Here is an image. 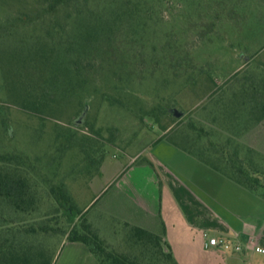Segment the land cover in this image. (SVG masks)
<instances>
[{"label":"rangeland","instance_id":"rangeland-1","mask_svg":"<svg viewBox=\"0 0 264 264\" xmlns=\"http://www.w3.org/2000/svg\"><path fill=\"white\" fill-rule=\"evenodd\" d=\"M147 1L144 28L108 36L96 0L52 12L40 0H0V155L23 159L38 199L27 215L5 214L50 217V186L64 183L78 208L88 209L92 230L124 250L129 227L106 207L111 198L135 217L137 203L150 208L143 195H161L160 180L215 206L212 187L225 174L177 142L190 134L198 147L212 139L247 155L248 129L256 125L243 123L247 107L264 94V0ZM41 47L48 64L36 52ZM16 86L47 110L19 105L10 91ZM229 135L236 139L226 144ZM40 239L54 249L53 264H77L70 246L64 257L66 235Z\"/></svg>","mask_w":264,"mask_h":264},{"label":"trees","instance_id":"trees-1","mask_svg":"<svg viewBox=\"0 0 264 264\" xmlns=\"http://www.w3.org/2000/svg\"><path fill=\"white\" fill-rule=\"evenodd\" d=\"M40 1L47 4V10L52 12L68 4L71 9L83 0ZM96 2L102 5L101 10L106 14L104 21L108 26V36L111 33L116 34L117 31L124 33L125 30L128 35H133L138 28H144L150 19L146 13H151V10L145 8L149 3L147 0H96ZM142 9L145 10V15L142 14ZM97 29L98 26L87 33L92 35L98 32ZM36 52L42 53L41 62L48 64L51 61L49 55L43 54L46 52L44 47L38 48ZM10 91L23 108L34 112L47 110L45 107L48 103H43L44 100L33 95L32 91L24 92L23 88L17 86L11 87ZM262 96L247 107L250 115L254 113L264 115V94ZM182 114L179 119L184 117L185 113ZM199 140L186 134L177 144L264 198V166L252 156L253 154L258 157L257 152L248 148L249 154L242 157L238 147L230 152L212 139H209L206 147L201 145L198 147ZM233 140V137L227 136L226 144ZM260 156L264 160V156ZM20 162H23L21 157L0 155V264H53L56 256L54 249L46 246L40 239L47 235H66L70 242L84 243L100 264H179L162 234L129 222H125L129 227L123 239L125 249L119 250L109 246L92 230L85 216L88 209L83 211L78 208L64 183L50 186L49 192L56 203L50 217L44 215L40 219L27 220L5 214L4 211L10 209L14 215H27L38 207L37 187L24 173ZM67 224H72L68 230L64 227ZM259 241L264 246V232Z\"/></svg>","mask_w":264,"mask_h":264},{"label":"crops","instance_id":"crops-1","mask_svg":"<svg viewBox=\"0 0 264 264\" xmlns=\"http://www.w3.org/2000/svg\"><path fill=\"white\" fill-rule=\"evenodd\" d=\"M246 118L249 121L243 123L257 125L248 129L253 134L250 148L264 156V115L253 114ZM234 120L237 119L232 120L237 123ZM231 137L236 139V136ZM224 177L226 179L220 182L222 186L215 183L212 187L217 188V193L211 194L215 206L181 188L179 192L175 191L177 196L168 184L159 180L161 195H143V203L150 208L137 203L139 212L135 217L136 213L121 210V207H116L118 204L113 205V198L107 201L106 207L122 221L162 234L179 264H264V252L244 249L235 253L208 243L209 236H225L233 241L260 244L264 232V198L226 175ZM68 246L78 257L77 264H100L88 246L77 241H67L63 245L64 257H67ZM55 264L64 263L56 261Z\"/></svg>","mask_w":264,"mask_h":264},{"label":"built area","instance_id":"built-area-1","mask_svg":"<svg viewBox=\"0 0 264 264\" xmlns=\"http://www.w3.org/2000/svg\"><path fill=\"white\" fill-rule=\"evenodd\" d=\"M208 243L211 246L220 247L226 251L235 253L242 252L244 249H254L258 252H264V246L258 243H252L250 241L242 243L240 241H233L225 236H209Z\"/></svg>","mask_w":264,"mask_h":264},{"label":"water","instance_id":"water-1","mask_svg":"<svg viewBox=\"0 0 264 264\" xmlns=\"http://www.w3.org/2000/svg\"><path fill=\"white\" fill-rule=\"evenodd\" d=\"M173 113H174L176 116H181V115H182V112H181V111H178V110H176V109L173 110ZM81 121H82V116L79 117V118L76 120L77 123H80Z\"/></svg>","mask_w":264,"mask_h":264}]
</instances>
